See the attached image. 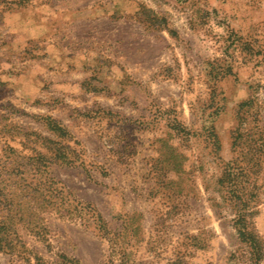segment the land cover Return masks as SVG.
Wrapping results in <instances>:
<instances>
[{
	"label": "rangeland",
	"instance_id": "obj_1",
	"mask_svg": "<svg viewBox=\"0 0 264 264\" xmlns=\"http://www.w3.org/2000/svg\"><path fill=\"white\" fill-rule=\"evenodd\" d=\"M0 264H264V0H0Z\"/></svg>",
	"mask_w": 264,
	"mask_h": 264
},
{
	"label": "crops",
	"instance_id": "obj_2",
	"mask_svg": "<svg viewBox=\"0 0 264 264\" xmlns=\"http://www.w3.org/2000/svg\"><path fill=\"white\" fill-rule=\"evenodd\" d=\"M89 8H92L90 6ZM100 20H104L110 24H134L138 27V29L142 30L143 26L140 25L137 21L134 19H128V18H120V19H115L113 20L111 16H104L100 17ZM98 19V20H99ZM47 21H44L42 23V26H40L44 30L46 29L45 23ZM58 16H54V24L57 25L58 23ZM55 29V28H54ZM144 30V29H143ZM55 32V30H54ZM42 35H39V38H42ZM115 43L113 44L117 48H120L122 45L123 40H114ZM51 49L54 50V73L55 74H62L61 76L65 77L66 73H73L74 78L73 79H66V80H61L58 82H54V88L56 90H61L60 92H67V90L71 91V88L75 90L74 96H79L83 97L85 95L90 96L94 95L92 94L91 91H87L86 89L89 86V76H91V73L93 72H99L101 68L99 66H102L101 62L99 61L98 63L96 62V59L100 58H106L105 56V51L102 52L101 50L99 51L98 49L96 50L92 46L85 48L82 51H76L73 52L66 46L60 45L59 43H54V45L51 43L50 45ZM116 55L117 57L114 59L115 62H113L112 65V71L111 72H118V73H123V72H128V71H137L138 70V64H134L131 67H126L124 66L122 62V55ZM60 56V57H59ZM104 60V59H103ZM104 65V64H103ZM105 66V65H104ZM104 68V67H102ZM78 76L80 79H78ZM108 77H98V80H108ZM122 77H110L109 83H110V88L115 89L116 96L118 95L119 99H129L132 101L131 95L128 94V97L125 95L127 92L124 90L126 88H129L130 91L134 88H138L139 84L138 81L133 80L131 77L128 82H125V86H122L124 82L121 80ZM79 80V81H78ZM118 80H121L120 82ZM87 82V83H86ZM100 84V82H98ZM103 86V87H102ZM101 87H98L99 90L96 92V95L98 94L101 95L100 97H103V93L107 92H101V88L105 89L107 88V84L104 83ZM114 86V87H113ZM91 88V87H89ZM78 90V91H77ZM133 91V90H132ZM77 92V94H76ZM70 96V95H69ZM63 97V96H62ZM71 97V96H70Z\"/></svg>",
	"mask_w": 264,
	"mask_h": 264
},
{
	"label": "trees",
	"instance_id": "obj_3",
	"mask_svg": "<svg viewBox=\"0 0 264 264\" xmlns=\"http://www.w3.org/2000/svg\"><path fill=\"white\" fill-rule=\"evenodd\" d=\"M237 234H238V236H239L240 238H243V237H245V236H249V237H250V235H249L248 233H246L243 229H238V230H237Z\"/></svg>",
	"mask_w": 264,
	"mask_h": 264
}]
</instances>
